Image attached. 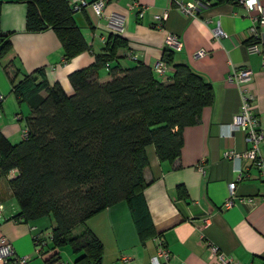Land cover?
I'll return each mask as SVG.
<instances>
[{
	"label": "crops",
	"instance_id": "crops-1",
	"mask_svg": "<svg viewBox=\"0 0 264 264\" xmlns=\"http://www.w3.org/2000/svg\"><path fill=\"white\" fill-rule=\"evenodd\" d=\"M3 3L1 30L11 33L12 51L0 61V133L12 144L23 141L27 104H20L13 90V81L43 70L50 85L60 84L68 95L74 93L70 75L92 66L96 55L103 54L107 41L116 33L109 25L110 16L125 17L121 34L128 47L120 49L110 68L99 71L98 80H112L111 69L132 68L141 64L154 71L156 78L167 82L174 67L168 65L166 77L155 73L162 62L168 35L183 43L174 52V64L188 65L213 86L214 103L206 107L197 125L183 131L181 158L174 164L159 160L154 146L146 149L148 167L144 177L147 187L144 197L153 224V233L138 232L127 202L115 204L90 218L86 226L99 238L104 253L102 264H150L157 254L159 241L170 252L163 264H217L212 260L210 246L239 264H264V175L250 160L243 162L244 177L237 181L233 164L224 157L227 151L242 153L249 148L243 133H230L234 116L240 111L243 97L253 98V110L264 130V23L255 22L256 12L250 13L242 4H216L205 0L193 15H186L171 0H109L103 14L98 15L91 4L97 0H67L71 7L81 1L88 3L74 11V19L90 47L71 60H66L62 44L52 30L29 33L26 30L27 6L18 0ZM188 1V0H187ZM139 7L129 10L131 3ZM264 5V0H260ZM139 8L144 9L139 17ZM168 13V19L158 27L155 16ZM220 26L227 38H216ZM260 33V52L249 53L253 43L251 29ZM171 51V50H169ZM205 51L203 57L197 56ZM14 62L7 72L5 66ZM249 70L251 80L230 81L234 71ZM264 161V143L261 145ZM18 175L0 172V204L5 218L0 219V238L13 244L18 256H31L27 264H50L56 253L63 264H75L77 255L70 246L54 249L50 218L25 222L16 220L20 209L9 182ZM237 182L234 205L224 204L229 197V185ZM41 234L46 246L36 251L35 236Z\"/></svg>",
	"mask_w": 264,
	"mask_h": 264
},
{
	"label": "trees",
	"instance_id": "trees-1",
	"mask_svg": "<svg viewBox=\"0 0 264 264\" xmlns=\"http://www.w3.org/2000/svg\"><path fill=\"white\" fill-rule=\"evenodd\" d=\"M18 2L27 6V32L54 31L66 60L90 50L67 0ZM2 6L0 1V61L12 51V34L1 30ZM126 47L128 41L112 33L95 63L70 75L72 95L58 83L50 85L43 70L13 81L18 102L30 109L28 136L14 145L0 133V172L18 173L9 182L20 209L15 219L50 218L54 249L70 246L78 256L75 264H102L103 245L86 223L122 201L138 232L153 233L144 197L146 149L154 146L160 161L177 162L184 129L197 125L215 99L212 84L188 65L174 64L169 50L162 59L174 67L167 82L144 64L112 68V80L99 82V71L110 68ZM12 68L14 62L5 66L7 72ZM60 261L56 253L48 263Z\"/></svg>",
	"mask_w": 264,
	"mask_h": 264
},
{
	"label": "built area",
	"instance_id": "built-area-1",
	"mask_svg": "<svg viewBox=\"0 0 264 264\" xmlns=\"http://www.w3.org/2000/svg\"><path fill=\"white\" fill-rule=\"evenodd\" d=\"M183 13L186 15H193L195 11L204 5L205 0H171ZM109 0H97L91 4L93 9L98 15H102L103 11ZM242 4L247 10L252 13L256 12L257 16L254 17L255 22L264 23V5L261 4L260 0H244ZM88 6V3L81 1L79 4L73 6L74 11H80L84 7ZM138 3H131L129 10H135L138 8ZM144 9L139 8L138 15L143 17ZM168 19L167 11L163 15L155 16V20L158 22V27H162L164 21ZM110 27L117 33L122 34L124 32L125 17L119 14H112L109 18ZM214 36L216 38H227L228 35L218 26L214 30ZM251 39L253 43L248 47L249 53H258V43L260 41V33L257 27L253 26L251 29ZM166 46L171 51H181L183 49L182 41L175 35H168L166 39ZM206 55L205 51H200L197 56L203 57ZM168 71V65L162 61L158 63L155 68V73L161 77H166ZM251 80V73L249 70L241 69L234 71L230 76V81L236 83H243ZM230 133H243L249 148L242 152L237 153L235 151H227L224 157L232 162L233 170L237 175V181H241L244 177L243 162L250 160L258 168L263 170L264 175V161L261 157V145L264 143V130L260 125V121L253 110V98L243 97V102L240 111L234 116L233 122L230 125ZM28 130L25 127L23 132V138H27ZM237 182H232L229 185L230 194L224 208L228 209L234 205L236 198ZM5 207L0 204V219L5 218ZM36 251L41 253L43 248L46 246V241L43 239L41 234L35 236ZM211 257L217 264H239L233 261L230 257L221 253L217 247L210 246ZM31 256H18L12 243H10L5 237L0 238V264H27L31 260ZM171 258L170 252L164 246L163 242L159 241L158 251L155 256L151 258L150 264H163V260L168 262ZM56 264H63L58 262Z\"/></svg>",
	"mask_w": 264,
	"mask_h": 264
}]
</instances>
